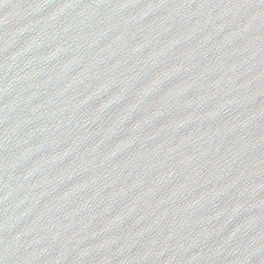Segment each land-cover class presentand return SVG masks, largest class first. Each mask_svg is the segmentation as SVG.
Masks as SVG:
<instances>
[{
    "label": "water",
    "instance_id": "obj_1",
    "mask_svg": "<svg viewBox=\"0 0 264 264\" xmlns=\"http://www.w3.org/2000/svg\"><path fill=\"white\" fill-rule=\"evenodd\" d=\"M0 264H264V0H0Z\"/></svg>",
    "mask_w": 264,
    "mask_h": 264
}]
</instances>
